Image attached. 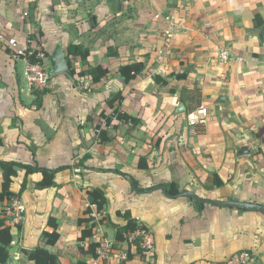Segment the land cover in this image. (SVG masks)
Segmentation results:
<instances>
[{
	"label": "crops",
	"instance_id": "0c3cea01",
	"mask_svg": "<svg viewBox=\"0 0 264 264\" xmlns=\"http://www.w3.org/2000/svg\"><path fill=\"white\" fill-rule=\"evenodd\" d=\"M58 44L89 56H67L74 78L40 84L27 55L38 53L36 66L50 71L44 55ZM136 63L144 71L126 83L119 69ZM99 66L109 71L100 82L79 76ZM200 107L207 122L191 128L188 114ZM116 110L136 123L118 120ZM0 161L67 168L55 187L37 188V173L20 199L1 203L13 235L8 264H35L28 253L39 247L58 264H121L129 243L115 247L105 221L125 226L119 212L154 243L126 264H225L241 251L264 264L263 214L180 196L264 206V0H0ZM213 176L223 185L208 187ZM24 178L20 171L13 179V193ZM131 179L140 190L175 184L180 194L140 193ZM2 185L0 168V192ZM93 190L105 194L103 211L88 197ZM54 231L52 246L46 233ZM95 235L112 243L107 257L82 252Z\"/></svg>",
	"mask_w": 264,
	"mask_h": 264
},
{
	"label": "trees",
	"instance_id": "16d2710c",
	"mask_svg": "<svg viewBox=\"0 0 264 264\" xmlns=\"http://www.w3.org/2000/svg\"><path fill=\"white\" fill-rule=\"evenodd\" d=\"M260 21H261L260 17L257 16L256 17L257 25L258 22ZM68 55L74 57L80 56L83 60H86L89 56V51L85 50L80 45H71L68 48ZM44 56L50 59L49 55L45 54ZM27 59L29 63L32 65H37L41 62L40 58L38 57V53L27 55ZM143 71H144V65L142 63H136L133 65L124 66L119 69V73L121 74V77L126 83L135 80ZM71 72L73 76L77 75L75 70L71 69ZM108 74L109 71L107 69H103L102 67L99 66L93 69H89L87 71H83L79 74V76L91 77L94 83H98L102 79H104ZM155 80L157 81V83L166 84L159 76H156ZM120 100L122 101V98ZM115 116L118 120L136 123L135 119L131 118L127 114L121 113L119 110L115 111ZM103 118L105 119V124L109 126L111 124L112 119L110 117L109 118L106 117L105 115H103ZM97 130H100V127H97ZM101 141L106 142L108 141V139L105 138L104 136H101ZM0 168L3 171V185H2L3 187H2V191L0 192V205L4 201H10L13 198L20 199L23 196V194L26 192L29 179L32 175L41 173L43 175V180L37 184V188L47 189V188L55 187L56 174L67 169L65 167V168L50 170L46 168H41L37 164L26 165L22 163L9 162V161H0ZM20 171H25V178L21 185V189L19 193L16 194L11 191V186L13 184V179L18 176ZM213 179H215L216 183L213 182ZM131 182L133 183V186L137 189V191L140 193L150 192L152 190H156L159 188H163V189L165 188L169 196L173 198H176L180 194L175 184L158 186L150 190H140L138 188V184L134 181V179H131ZM221 185H223L222 181H220L216 176L210 177L209 181L207 182L208 187L221 186ZM87 194L88 197L93 200V204L97 206L98 211H103L104 207L107 204V199L105 197V194L100 190L88 191ZM197 207L199 209H202L204 207V204L198 203ZM85 213L90 214L91 209H87ZM118 216L123 217L127 221V224L125 226L115 225L108 218H106L105 221L110 228L116 231L115 247L116 245L118 246L125 242L129 243L130 250L126 255V259L122 261L121 264H126L128 261L132 260L135 256H140L141 258H145L146 251L143 248L144 240L139 235V233L142 231L147 232L148 229L144 225L139 224L135 219H133L129 212H125V213L119 212ZM92 221H93L92 218L80 219L79 225L82 226L84 223L92 222ZM6 222H7L6 216H3L2 213H0V263L2 264H8L10 259L9 248L13 242V235L11 228L7 225ZM52 226L53 228H55V230L57 229L56 224H52ZM93 230H94V226H92V228L90 229L87 228L84 229L82 231V237L80 238V240L84 241L86 238L91 237L93 235ZM46 234L49 238L48 244L52 246L56 245L60 239V235L58 234V232L54 231L53 233H46ZM98 247H99L98 244L92 243L89 244V246L86 249H82V252L85 255H91L93 258H98L97 255ZM132 247H135L136 253L132 252ZM28 256L29 259L35 264H58L59 262L57 255L49 252L47 249L43 247H39L33 252L28 253ZM78 264H87V263L84 261H79Z\"/></svg>",
	"mask_w": 264,
	"mask_h": 264
},
{
	"label": "built area",
	"instance_id": "2783aa9c",
	"mask_svg": "<svg viewBox=\"0 0 264 264\" xmlns=\"http://www.w3.org/2000/svg\"><path fill=\"white\" fill-rule=\"evenodd\" d=\"M168 20V19H167ZM10 44L14 43L13 40L9 42ZM24 51H21L20 54H23ZM229 53L227 51H224L222 53V58L224 60H228ZM33 72L35 73L34 80H38L40 84H46L49 80V71L45 70L44 68H40L39 66L34 65L33 66ZM208 117V110L205 107H200L196 109L195 111H192L188 114V122L191 128H196L198 125L205 124L207 122ZM19 210L21 212L24 211V208L22 206L19 207ZM100 212L98 213H90V217L92 218H99ZM139 235L144 240L143 248L146 251V254L151 252L153 250V236L150 232L142 231L139 233ZM95 243L99 245L97 248V255L98 258H104L107 257L108 251L107 249L112 247V243L102 237H97V235L94 236ZM126 259V257H125ZM252 261V254L249 251H241L236 253L234 256H232L230 259L226 261L225 264H251Z\"/></svg>",
	"mask_w": 264,
	"mask_h": 264
},
{
	"label": "water",
	"instance_id": "95a60500",
	"mask_svg": "<svg viewBox=\"0 0 264 264\" xmlns=\"http://www.w3.org/2000/svg\"><path fill=\"white\" fill-rule=\"evenodd\" d=\"M68 54L63 49L61 44H58L53 51L52 55L49 59L50 71H49V78L54 77L55 75L59 74H66L71 78H74L71 72V68L69 65V61L67 59ZM242 155L246 154V150L241 151ZM181 197H189L195 199L197 202H204L216 207H229V208H237L247 211H255L259 212L264 215V206L251 204V203H243L238 201H210V200H203L191 192L185 191L181 193Z\"/></svg>",
	"mask_w": 264,
	"mask_h": 264
}]
</instances>
